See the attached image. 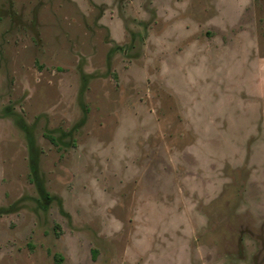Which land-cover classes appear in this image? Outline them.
Returning <instances> with one entry per match:
<instances>
[{"label":"rangeland","instance_id":"rangeland-1","mask_svg":"<svg viewBox=\"0 0 264 264\" xmlns=\"http://www.w3.org/2000/svg\"><path fill=\"white\" fill-rule=\"evenodd\" d=\"M0 264H264V0H0Z\"/></svg>","mask_w":264,"mask_h":264}]
</instances>
